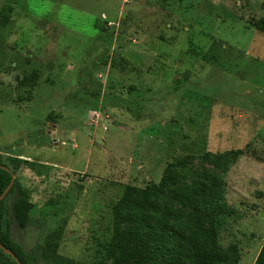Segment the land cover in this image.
I'll return each instance as SVG.
<instances>
[{"label":"rangeland","instance_id":"obj_1","mask_svg":"<svg viewBox=\"0 0 264 264\" xmlns=\"http://www.w3.org/2000/svg\"><path fill=\"white\" fill-rule=\"evenodd\" d=\"M10 5L0 155L26 161L16 177L34 203L13 239L31 252L63 228L58 253L94 264L125 187L158 183L182 160L184 184L224 177V250L254 264L264 243V33L251 21L264 0H0V12ZM235 149L244 154L225 173L203 158ZM37 264L49 262L38 253Z\"/></svg>","mask_w":264,"mask_h":264},{"label":"trees","instance_id":"obj_2","mask_svg":"<svg viewBox=\"0 0 264 264\" xmlns=\"http://www.w3.org/2000/svg\"><path fill=\"white\" fill-rule=\"evenodd\" d=\"M12 12V5L0 12L1 25L10 23ZM251 23L264 33V15ZM243 154V149H235L223 156L206 153L203 158L225 173ZM23 162L26 161L0 155V196L12 181V172L16 175ZM182 164V160L170 163L158 183L144 188L125 187L113 205L115 234L106 244L104 257L94 264H236L231 262V254L224 250L220 238V230L229 216L224 177L213 175L212 171L195 173L196 177L184 184L182 179L187 175L178 167ZM10 195L15 196L11 203ZM33 208L30 190L16 177L9 193L0 201L1 243L23 264H37L38 253L49 264H87L58 253L63 228L31 252L13 239L12 223L20 228L29 226L33 222ZM0 264L18 263L0 248ZM254 264H264V243Z\"/></svg>","mask_w":264,"mask_h":264},{"label":"water","instance_id":"obj_3","mask_svg":"<svg viewBox=\"0 0 264 264\" xmlns=\"http://www.w3.org/2000/svg\"><path fill=\"white\" fill-rule=\"evenodd\" d=\"M6 168V167H5ZM7 169V168H6ZM9 170V169H8ZM15 178H16V175L15 173L12 172V181L11 183L9 184V186L5 189V191L2 193V195L0 196V201L2 199H4L6 197V195L9 193L14 181H15ZM0 248L6 253V254H9L11 255L16 261L18 264H23L22 261L19 259V257L11 250L9 249L7 246H5L3 243H1L0 241Z\"/></svg>","mask_w":264,"mask_h":264}]
</instances>
